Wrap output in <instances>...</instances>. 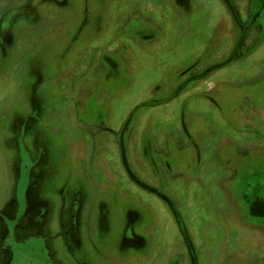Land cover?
I'll use <instances>...</instances> for the list:
<instances>
[{
  "label": "rangeland",
  "instance_id": "1",
  "mask_svg": "<svg viewBox=\"0 0 264 264\" xmlns=\"http://www.w3.org/2000/svg\"><path fill=\"white\" fill-rule=\"evenodd\" d=\"M67 1L70 4L68 2L63 8H54L53 13L45 12L49 10L50 5L46 2L41 4L43 5L41 10L45 12L41 19L42 24L39 23L38 17L35 18L38 24L23 17L17 19L18 26L21 28L15 33V44L19 46L22 40L24 43L27 40H33L31 47L33 48L37 46L38 40L66 41L79 28L80 20L85 13L88 14L91 8L95 10L99 6L98 0ZM84 1L88 6L87 9H84ZM150 1L138 0L131 6L130 0H123L124 4L121 3L122 6L119 4L122 8L121 13L112 16L113 22L120 23L119 21L124 19L127 11L125 6L133 10L140 4L151 7ZM157 1L161 8L171 3V0H155ZM5 2L8 1L0 0L2 5ZM193 2L195 4L193 11H197V14L194 12V16L198 19L194 20L192 30L182 26L186 25V21L187 23L190 21L184 17L187 10L181 5L169 10L160 22L163 28L170 25L177 30L176 33L181 37L182 43H186L187 38L191 36L193 44L190 49L189 46L186 48L188 43L172 52V47H166L165 44L158 46V41L146 43L151 37H144V40L140 42L143 43V48L131 43V41H138L137 37H133L130 41L132 30L130 25L135 27L131 23L138 19L135 15L131 16L130 25L125 24L119 32L116 41L118 48L111 56L115 63L118 62V65L122 66L116 70H110V83L107 79H95L94 69L101 68L99 65L96 66V62L92 68L84 62H79L73 73H67L71 57L68 54L63 56L64 51L61 52L60 59L55 58L61 65V70L54 79H47L45 82L48 84L43 88L41 86L43 83H39L40 80L37 81L31 76L26 80L22 79L23 73L20 70L22 64L19 65L15 60L17 57L14 63L11 61L10 68H0V80H3L0 83V135L3 122L4 138L11 136V140L5 143L6 150L18 159L16 195L20 211L24 208L26 194L24 189H26L28 173L32 167V157L23 149L24 144L20 137L15 135L12 138L13 133H10V128L13 122H10L9 113L11 109L18 108V102L28 98L32 84H35L38 104L42 107L41 116L47 113V116L41 118L37 124L41 131L46 130L44 137L49 143L56 141L53 144L55 151L51 149L48 179L45 182L46 195L50 199L51 207L48 210L49 229L50 232H57V228L61 226L57 243L65 264H145L147 262L145 253L149 251L152 244V249L161 251V257L166 256L163 262H166L169 256L180 261L187 255L180 251L183 244L180 234L184 237L189 234L192 238L194 237L201 264H214L216 259L220 264H264V253L261 257H256L257 259L253 254L255 249H261L264 252V228L258 225L261 220L258 219L259 215L264 213V203L260 199H254L255 188L259 184L261 185L257 187V192L264 196V160H260L264 159L260 156L264 153V128L263 132L258 131L261 124L255 121L250 124L251 121H248L252 114L264 120V0H227L225 4L222 0H193ZM9 5H12L11 1ZM111 5L107 9L114 14L112 9L116 2L112 1ZM148 7L147 11L150 10ZM18 9L17 7L16 11ZM101 15L103 14L98 15L97 19L94 18L92 24H103L105 16L101 17ZM207 23L208 32H203L202 25ZM213 28L218 37L210 46L211 37L214 35ZM82 34L74 40V48L81 47ZM85 37L88 38L86 35ZM86 43L89 48L95 46L91 39H87ZM137 47L140 50L137 51ZM74 48L71 49L73 52ZM230 48L233 51L226 55ZM23 49H19L18 53H21ZM120 49L124 55H127L122 61L117 59V57L121 58L120 55L117 56ZM134 49L138 59L133 55ZM223 51L225 56L223 55L220 59L214 58ZM187 53L196 55L198 60L196 63L199 64L200 71L205 66L208 67L207 71H211L203 79L194 81L191 89L194 91L192 94L194 103L191 104L198 105L200 109L205 108L204 111H206L208 100L202 91L208 89L213 82L207 91L211 100H215L217 104L210 105L206 113L197 111L194 107L190 113L183 111V118L190 120V122L186 119L184 121L188 134H180L179 105L185 103L184 97L189 96L191 91L177 96L172 105H162L164 107L161 108L160 121L159 119H156L157 123L154 120L151 121V127H149L151 115L147 117L150 130L148 129L145 133L139 152V143L134 138L133 127L127 129L128 133L130 132L131 143L127 137H116L117 115L122 110L130 109L131 105L139 99L146 97L145 94L138 95L139 87L143 85L146 86L145 88L152 87L155 80L162 82L164 79L169 82L167 77H172L175 73L174 66L180 62L175 59L185 57ZM207 53L211 61L216 60L202 64L204 62L202 57L208 55ZM234 58L236 60L233 63L224 66L225 61ZM55 60L45 57L46 67L56 65ZM127 61L130 64V70L129 66L128 69L125 66ZM173 62L177 63L172 66ZM3 63L6 64L7 59L2 61L4 66ZM33 64L34 68L41 69L38 61ZM14 65H17L18 69H14ZM4 70L6 71L3 72ZM80 71H86L87 82L79 81ZM115 75L118 79L112 80ZM160 76L163 77L159 78ZM171 93H173L172 88L167 87L162 88L159 95L164 97ZM107 105H110L111 109L106 111ZM133 112L130 111V114ZM137 113L138 110L133 118ZM219 113L223 117L222 124L219 122L221 120ZM4 118L6 120H3ZM140 120L142 122L143 118ZM45 123L54 133L47 130ZM168 124L171 125L170 129L176 127L179 134L177 137L166 126ZM156 127L166 141L171 140L169 143L171 149L162 147L163 144L156 143V139L155 144L152 142L151 137L155 135ZM55 136L59 139L56 140ZM162 142L164 143V140ZM131 144L135 148L133 145L129 147ZM27 145L30 150L29 140ZM6 150L2 148V140H0V185L4 183V180L6 181L7 177L9 178L10 174L11 162L4 160ZM120 150L124 151V162L133 173L132 178L126 176L127 172L123 166L125 163L119 159L122 155L118 154ZM150 151L155 156L154 160L150 157ZM31 154L36 159V155ZM235 175L239 177L236 178ZM148 188L156 189L158 192L163 190L173 201L174 204L169 200L171 204L166 207V210L170 209L173 219L179 223L176 225L178 234L174 235V232L167 231L168 226L164 222L166 219H162L166 215L165 195L158 196L159 199L156 200ZM232 192H235L234 195ZM245 195L247 198H244ZM70 198H76L73 199L75 203L82 205L79 216L70 212V206L76 205ZM244 200L245 203L253 201L252 214H248L247 210L241 212L242 204L240 203H244ZM101 203L102 206H100ZM212 207L217 210L218 216ZM130 209L140 212L149 209L150 214L146 213L144 219L150 217L153 219L152 225L141 223V221L134 227L144 236L146 242L141 249L142 257L139 262L138 256L132 255L127 258V250L119 247L124 237H130V229L126 236L123 235L125 221L128 218L127 211ZM104 211L107 215L106 219L100 217V213ZM71 219L86 220L82 227L85 232L83 237L85 247L82 249H88V259L84 258L85 253L81 248H71L67 243V240L70 241L74 237V234L70 235L68 232ZM215 219L219 220L215 221ZM100 228L106 231L105 238L99 234ZM21 237L19 240H14L12 244L15 257L13 264H56L50 256L47 261L45 260L47 242L43 235L29 231ZM63 243L66 244L65 247ZM142 259L145 261L142 262ZM157 263V259H154V262L150 264Z\"/></svg>",
  "mask_w": 264,
  "mask_h": 264
},
{
  "label": "flooded vegetation",
  "instance_id": "2",
  "mask_svg": "<svg viewBox=\"0 0 264 264\" xmlns=\"http://www.w3.org/2000/svg\"><path fill=\"white\" fill-rule=\"evenodd\" d=\"M8 2H5L3 5L0 4V68H10V63H14L15 60L18 61L19 65L22 64V67L20 69L21 72L23 73V78L25 79L29 76L33 77L35 80L39 81V83H43L42 88L46 87L48 83H46L45 81L47 79L51 80L54 79V77H57L58 75V71L61 70V65L59 64V62L57 60H55V58L60 59L61 56V52H63V56L68 54L71 57V62H68V66H67V73H73V70L76 69V66L79 62H84L85 65L89 66L90 68H92L94 66V63L96 62V66L99 65L101 68L98 69L97 67L94 69L95 72V79H107V82L110 83V79L109 77H111L110 75V70H116V68H118L119 66H122L121 64L118 65V62L115 63L114 59L111 57L117 50L118 46H117V39L119 37V32L125 27L126 25H130V20H131V16H137L138 19L135 20L134 24L135 27H133L132 25H130L131 30V37H130V41L133 37H137L138 41H131V43L133 44H138L140 45V48H143V43H140L141 41L144 40V37H151V39H148L146 43H151L152 42H159L158 46H162V44H165L166 47H172L173 51H175L176 49H178L179 46L181 45H186V48L189 49L192 48V38L191 36L188 37L186 43H182V39L181 37H179V34H177V30H175L172 26L169 25V27L163 28L162 24L160 23L166 14L169 12V10L171 11L172 9H175L176 7H179V5L185 7V9L188 11H186V16H184L186 19H188V21H190L189 23H187L186 21V25H182L184 26L183 28H190L192 30L193 28V24H194V20L198 19L195 18L194 16V12L197 14V11H193V6L195 5L193 0H171V3L169 4V6L165 7V8H161L160 4L157 2H155V0H151L150 1V6L148 7L147 5L145 6L143 5H139L138 8H136L135 10L128 8L127 6H125L124 8L127 9L126 11V15L124 17V19L122 21H119L120 23L117 22H113L115 15H119L118 13H121L122 8H120L124 3L123 0H98L99 1V6L96 7L95 10H93L91 8V10H89L88 8V14L85 13V16L80 20V24H79V28L73 32V34L66 40L63 41L62 39L60 40H52V39H44L39 41L37 46L32 47V41L27 40L24 41L22 40V42L20 43V45L18 46L17 43L15 44L14 42V37H15V33L19 30V28H21L20 26H18V20L20 19V17H23L25 19H28L29 21L33 22V23H37V17L39 20V23L42 24V17H44L45 12H54V8H63L66 6V4L69 2L67 0H39L38 2H32V0H7ZM9 1H11L12 5H9ZM86 1V0H85ZM84 1V9H87V5L85 4ZM113 3L116 2V5L113 6L114 8L112 9L114 11V14L110 12L108 8V6H110ZM138 1V0H130V5L133 6L134 3ZM224 2V4L226 3L225 1L227 0H222ZM44 2L47 3V5H50L51 7H48L49 10L45 11L43 13V11L41 10V4H43ZM122 3V5H121ZM70 4V2H69ZM121 6H120V5ZM14 6H16L14 8ZM120 6V7H119ZM160 6V7H159ZM19 8L16 11V8ZM112 7V5H111ZM147 7L150 9L149 11H147ZM234 8V7H233ZM155 10V11H154ZM92 11H95V13H92ZM43 13V14H42ZM154 13V14H153ZM103 14L105 16V21L103 24L99 23V25L96 24H92V22L94 21V18L97 19L98 15ZM103 15H101V17H103ZM100 17V18H101ZM12 18H15L14 20H11ZM36 18V19H35ZM36 22H35V20ZM104 19V18H103ZM8 21V22H7ZM234 21V20H233ZM7 22V23H6ZM113 22V23H112ZM138 22V23H137ZM235 22V21H234ZM236 23V22H235ZM137 27H136V25ZM181 27V26H180ZM182 28V27H181ZM182 28V29H183ZM203 32H208L207 30L208 28V23L202 25ZM135 30V31H134ZM81 33H83V42L81 41V47L79 49L74 48L75 45H73L74 40L76 38H78L79 36H81ZM125 33V31L123 32V34ZM213 33L214 35L211 37V41H210V46H212V42H214L213 40L216 39V37H218L217 32L215 31V28H213ZM192 34V31H191ZM85 35L88 37L86 38ZM85 37V38H84ZM37 38V37H36ZM81 39V38H80ZM87 39H91L92 41H94L95 46L93 47H88L86 40ZM181 40V41H180ZM194 40V39H193ZM61 41V42H60ZM35 42V41H34ZM54 43V44H53ZM34 44V43H33ZM53 44V45H52ZM59 44H61V46H59ZM52 45V47H51ZM236 45V43H235ZM234 45V47H235ZM136 46V45H135ZM157 46V47H158ZM233 47V49H234ZM24 48L22 50V52L18 53L19 49ZM64 48V50H63ZM73 48L75 49V51L73 52ZM139 47H137V51L138 49L140 50ZM56 49V50H53ZM72 49V50H71ZM232 48H230L227 51L226 55L231 54V52L233 51ZM93 50V53H92ZM135 50V49H134ZM71 51V52H70ZM226 51V49H225ZM225 51H223L220 55H217L214 58L220 59L222 58V56H225ZM238 51V50H237ZM119 52V53H118ZM117 52V56L120 55L121 58L117 57L118 60L122 61V59H124L125 57H127V55H124V53L122 52V49H120ZM136 52V50H135ZM135 52L133 53V55L136 56L137 58V52L135 54ZM187 52V49L185 50V53ZM16 53V55H15ZM208 54V53H207ZM237 55V53H236ZM15 57H17L15 59ZM45 57H47L49 59H54L55 61H57V64L54 66H49L46 67V61H45ZM175 57V56H174ZM207 57V58H205ZM209 54L205 55L202 57V59L204 58V62L202 64L208 63V62H215L214 60H210L209 58ZM4 59H7V63H3L4 66L2 65V61ZM15 59V60H14ZM174 59V58H173ZM185 59V60H184ZM84 60V61H83ZM175 60H180V62L174 66L177 62H173L171 65L175 67V73L168 78V81L170 82H166L164 81V79H162L163 81H159L157 82V80H155L154 84L152 85V87H147L146 86H142L139 87V91L137 92L139 96H141V94H145L146 97H143L141 99H139L136 103H134L133 105H131L130 109H128L127 111L122 110V112L117 115L116 118V127L117 131H116V137H127L129 138L130 141V132L128 133V128L129 127H133L132 131L134 129V138L137 140V142L139 143V152L141 151L140 148V144L142 145V140L145 139V133L148 132L149 127H151V121H155V123H157L156 119L161 118V108L164 107L162 105H172L173 103H175V99L177 96L182 95L184 92L189 93V96L184 97V101L185 103L180 104L179 105V124H180V129H181V133L180 134H188L189 132H187L186 128H185V119L183 118V111H188L189 113L191 112L192 107H194L197 111L200 112H207L209 110V106L210 105H216L217 102L215 100H211V97L208 95V91L210 86L214 83H211L210 86H208V89L202 91L204 94V97L208 100V107L205 110L204 109H200L198 107V105H193L191 104L192 102L194 103V96H192V94L194 93V91H192V86L194 84V81L199 80V79H203L204 77H206L208 74L211 73V71H207L206 69L208 68L207 66L203 67V69H201L200 71V67L199 64H197L196 62H198V60L196 59V55L193 56V54L191 53H187V56L183 57L181 56L180 58H176ZM236 59L234 58L233 60H227L225 61L223 64L225 66V64H230L233 63V61H235ZM12 61V62H11ZM16 61V62H17ZM38 61V63L40 64L41 69H37L34 68V62ZM200 62V61H199ZM42 64V65H41ZM103 65V66H102ZM180 65V66H179ZM17 65H14V69H18V67H16ZM126 68L128 69L129 66V70H130V64L127 61V63L125 64ZM214 67V66H213ZM235 69V67H234ZM6 70H4L3 72H5ZM197 73V74H195ZM80 82H87L86 78H85V74L86 71L81 72L80 71ZM88 74V72H87ZM119 75V74H118ZM4 76V74H3ZM166 76V75H164ZM83 77V79H82ZM163 76H160L159 78H162ZM118 76L115 75L113 77L112 80H117ZM66 80H68V78H66ZM83 80V81H82ZM5 81V80H4ZM3 82V80H0V83ZM35 82V81H34ZM66 82H64L65 84ZM54 85V84H53ZM35 84H32L31 87V93L29 94L28 98H24L23 101L18 102V108H13L11 109V113H9L10 115V122L12 124V127L10 128V133H13V137H15V135H17L18 137L21 138L22 143L24 144L23 149L26 151V153H28L29 155H31V164L32 167L28 173V179L26 182V189L25 190V200H24V208L23 210H19V201L16 195V191H17V180H18V173H17V156H14L6 150L5 147V143L9 140H11V136L9 135V137L4 138L3 133L5 131L4 129V125L3 122L1 123V125L3 126L2 129V134L0 135V140H2V148L5 151V157L4 160L6 159L7 161L11 162V168H10V174L8 175L9 178L7 177L6 181L4 180V183L0 185V188H2L0 190V264H13L15 261V257H14V251L12 249V244L14 240H19L21 237V235L28 233L29 231H33L36 234L39 235H43V237L45 238L46 242H47V247L45 250V260L47 261V258H49V256L52 258V260L56 263V264H65L64 261L62 260V251L60 250L59 246H58V241H57V237L58 235L61 233V226L57 228V232H50L49 229V217H48V213H49V209L50 207V199L49 197L46 195V188H45V182L48 179V169H49V157L51 154V149H54L55 151V147L53 146L54 142L49 143L45 137H44V130H40L38 127V122L41 118H44L47 116V113L45 112V114L40 113V109L42 107H40V105L38 104V94L35 92ZM84 88H86V86H83ZM167 87H171L172 88V92L169 95H165L164 97H160L159 93L161 91L162 88H167ZM190 90V91H189ZM189 91V92H187ZM41 95V94H40ZM37 99V101H36ZM52 101L53 98H51ZM183 100V99H182ZM52 103V102H51ZM144 105V106H143ZM142 106V108L140 109V107ZM111 106L107 105L105 107V110H110ZM138 110L137 115L133 118L134 113ZM130 111H134L132 114H130ZM259 114V113H258ZM34 115H37L34 117ZM40 115V117H39ZM131 115V116H130ZM151 115V116H149ZM254 114L251 115V117L248 118V121L253 124V121H255V123H260L261 126L257 129L258 131L263 132V128H264V120L258 118L257 116H253ZM150 117V125L148 127L147 125V117ZM219 117L221 120H219V122L222 124V116L219 113ZM254 117V118H252ZM137 120H136V119ZM141 118H143V121L141 122ZM258 119V120H257ZM3 120H6V118H4ZM164 120V119H163ZM130 121V122H129ZM160 121V119H159ZM162 121V120H161ZM167 121V120H164ZM187 122H190V120L187 118L186 119ZM45 122V121H44ZM192 122V121H191ZM191 124V123H190ZM183 125V127H182ZM45 126H47V130L52 132V129L45 123ZM169 129L171 127V125H166ZM247 126V125H246ZM252 126V125H250ZM248 126V127H250ZM246 127L247 130L250 131V129ZM215 128V127H214ZM115 129V128H114ZM150 130V129H149ZM170 130L173 131V133L176 135V137L179 135L178 132L176 131V127L171 128ZM203 130H205V128H203ZM256 130V131H257ZM131 131V134H132ZM118 132V133H117ZM30 133V137H28V134ZM209 133V132H208ZM264 133V132H263ZM154 136L151 137L152 142L154 143L155 139H156V143H161L163 144L162 147H169V143L171 140H167L162 137V135L159 133V130L156 127V130L154 132ZM212 136H215L212 133H209ZM143 135V136H142ZM253 136V134H252ZM8 138V139H7ZM56 140L59 139L58 137H56ZM48 139V137H47ZM30 142V147L31 149L29 150L27 142ZM139 140V141H138ZM162 140H164V143L162 142ZM173 142V141H172ZM16 141H15V146H16ZM131 143V141H130ZM155 144V143H154ZM133 144H131L129 147H131ZM14 146V147H15ZM82 146V145H81ZM85 148V147H84ZM133 148H135V146L133 145ZM171 149V148H170ZM15 152H17L16 149H14ZM85 151H87L85 149ZM162 152H164L163 150H161ZM139 152H137L139 154ZM33 153L34 155H36V159H34V156L31 154ZM87 153V152H86ZM147 153L149 154V151H147ZM151 153V151H150ZM154 153V152H153ZM119 155L122 154L121 156H119V159L122 160L124 162V151L122 152L121 150L118 153ZM261 157H264V153L260 154ZM8 157V158H7ZM150 157L153 158V160L155 159V156L151 153ZM199 158V157H198ZM152 160V161H153ZM200 160V158H199ZM260 160H264V159H260ZM151 161V162H152ZM249 162H251V160H248ZM198 162V161H197ZM122 163V162H121ZM125 163V164H124ZM123 166L126 169V176L129 178L133 177V173H131L128 169V166L126 164V162H124ZM244 166H245V161L243 162ZM256 164V163H255ZM264 164V161H263ZM249 165V164H247ZM252 166V164H251ZM29 167V166H28ZM27 167V168H28ZM170 168H168L169 170ZM246 169V167L243 169V171ZM154 170V169H153ZM235 174V173H234ZM2 175L4 176V173H2ZM160 175V174H158ZM164 176V175H162ZM1 177V176H0ZM236 178H238L239 176H236ZM220 181V180H219ZM218 181V182H219ZM1 182V180H0ZM220 183V182H219ZM234 184V183H233ZM261 185V184H259ZM257 185L255 188V196L254 199H260L263 203H264V196L259 195L257 192V187L259 186ZM218 186V185H217ZM232 188V186H231ZM234 190V188H233ZM263 190H264V185H263ZM148 191L150 193H153V195L156 197V200L158 198V196L160 195H165V213L166 215L164 216L165 218H162L165 222V225L168 226L167 231L169 232H174L178 234L177 232V224L179 225V223H177V221H175V219H173V215H172V211L170 209L166 210V207H168L169 204H174L173 201L171 200L170 197H168L164 191L162 190V192H158L156 189H151L148 188ZM148 192V193H149ZM82 193V192H81ZM234 195L235 192H232ZM163 197V196H162ZM167 197V198H166ZM235 198V197H234ZM244 198H247V196L245 195ZM70 199H76V198H70ZM159 199V198H158ZM169 200H171L169 202ZM76 201L73 200V203H75ZM70 203V202H69ZM252 203L253 201H247L245 203H240L242 204V207L240 208L239 204V208L241 209V212L244 210L248 211V214H252L254 211L252 209ZM76 205H72L70 206V212H74V214H78L77 216H79V211L81 208V204H77ZM102 206V203L101 205ZM104 206V204H103ZM214 210H216L214 207H212ZM147 214H150L149 209H147L146 211H142L140 212L139 210H135V209H130L127 211V216L128 218L127 221H125V226L123 229V235L126 236L127 233H129L130 229V237H124L123 242L121 243V245L119 246L121 249L127 250V254L126 257L130 258L132 255H135L137 258V261L139 262V260H141V254H142V247L144 246V244H146L145 242V238L142 234H140L138 232V229H135V225L137 224V222H141V223H146V224H151V222H153V219L150 217L149 219H144ZM216 214L218 216V212L216 210ZM88 216V215H87ZM86 216V218H87ZM150 216V215H149ZM260 217L258 219H261L260 222L258 223V225L260 227L264 228V213H260L259 215ZM100 217H102L103 219L107 218V215L104 213H100ZM99 217V218H100ZM88 219V218H87ZM219 220V219H218ZM217 219H215V221H218ZM214 221V222H215ZM86 220L85 219H71L70 221V225L68 227V232L70 233V235H73L74 237L71 238L72 240H67V243L70 244L71 248L75 247V248H81L85 247L84 246V236H85V232L84 228L82 229V227L85 225ZM84 223V224H83ZM219 225V224H218ZM99 234L101 235V237L105 238V230L103 228L99 229ZM63 232V231H62ZM67 232V231H65ZM21 233V234H19ZM55 233V234H54ZM182 233V232H180ZM217 233L218 230H217ZM181 236V242H183V244L181 245V249L180 251H182L183 253H186V257H182V259L180 261L175 260V258L169 256L166 260V262H163L165 260L166 256H162L161 257V251H159V249H152V245L149 249L148 252L145 253V258L147 260V262L145 264H150L154 262V259H157V264H159V262H163V264H201L199 261V256L200 253L199 251H197V247H196V242L194 237L192 238L191 235L189 234L188 236L184 237L182 234H180ZM213 237V236H212ZM201 239V238H199ZM203 239V238H202ZM125 242L129 243L126 244ZM60 246L64 247L66 246L65 243H63V245L59 244ZM184 247V248H183ZM70 248V249H71ZM83 252L85 253V257L86 259H88V249H82ZM254 257H261V255L264 253L263 251H261V249H255ZM61 252V253H60ZM260 253V254H259ZM209 256V255H208ZM206 257V254L204 255V258ZM257 259V258H256ZM145 261L142 259V262ZM185 261V263H184ZM219 260L216 259V263L214 264H220V262H218ZM218 262V263H217Z\"/></svg>",
  "mask_w": 264,
  "mask_h": 264
}]
</instances>
